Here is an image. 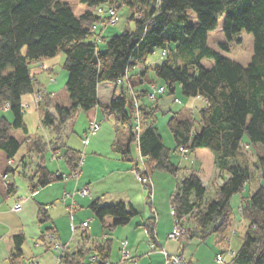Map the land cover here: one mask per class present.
Here are the masks:
<instances>
[{
  "label": "trees",
  "instance_id": "1",
  "mask_svg": "<svg viewBox=\"0 0 264 264\" xmlns=\"http://www.w3.org/2000/svg\"><path fill=\"white\" fill-rule=\"evenodd\" d=\"M82 1L87 9L77 17L69 3L61 0H0V150L12 160L22 142L11 131L22 129L28 133L22 97L38 92L32 63L63 52V67L68 72L65 88L71 104H60L51 93L44 94L38 111L42 124L50 127L56 136L48 141L45 136L37 135L33 149L42 157L49 147L54 151L64 149L63 156L75 171L83 155L64 140L65 125L80 111L99 106L106 116L114 117L117 131L125 130L129 135V144L119 148L125 159L131 153L132 143L137 142L142 156L147 157L144 173L164 171L177 175L180 167L172 161V150L156 125L160 104L144 102L150 89L144 87L142 78L152 70L156 77L144 78L150 85L159 78L166 92L175 94L179 84L183 95L201 96L206 102L199 110L198 120L180 119L178 112H174L168 125L178 148L190 151L206 148L216 152L223 183L216 197L204 204L206 188L195 170L177 184L171 204L184 226L187 221L183 220L194 217L202 238L215 233L219 243H226L234 222L233 196L244 190L256 172L264 180V0H123L131 9L128 20L134 21L135 26L131 28L128 22L122 33L109 38L103 35V26L93 29L102 20L96 10L112 4L119 10L121 1ZM189 10L195 13L197 25L190 21ZM221 17L229 40L242 30L253 34L254 52L248 65L223 56L209 45V33ZM100 42H104L103 48ZM223 46L229 48L227 44ZM157 49L167 53L163 61L152 63L149 56ZM204 58L215 61L212 68L202 65ZM137 67L142 72H131ZM124 78L121 94H114L108 104L102 103L99 85L104 82L119 85V80ZM7 103L13 120L3 114ZM136 104L141 112L139 136L134 124ZM246 134L249 140L244 144ZM23 174L32 191L63 179V174L50 171L45 161L31 172L24 170ZM9 191H15L14 184L9 185ZM90 207L102 222L107 217L113 218L109 229L127 225L139 214L132 204L125 202L104 204L97 199ZM241 213L248 227L232 263L264 264V184L248 199H243ZM38 217L42 224L50 221L46 206L40 205ZM153 219L150 218L146 229L155 238ZM51 230L48 228L46 232ZM189 233L193 234V230ZM13 239L11 259L17 262L23 254L25 236L18 234ZM111 245V240L95 241L90 249L81 250V258L95 251L107 259ZM69 257L64 255L72 264L80 262Z\"/></svg>",
  "mask_w": 264,
  "mask_h": 264
},
{
  "label": "crops",
  "instance_id": "2",
  "mask_svg": "<svg viewBox=\"0 0 264 264\" xmlns=\"http://www.w3.org/2000/svg\"><path fill=\"white\" fill-rule=\"evenodd\" d=\"M101 44L103 42H100V47L103 48ZM54 58H43L34 61L31 65V72L36 79L37 90L44 89L47 93H51L57 101L59 91H56V89L59 85L60 74L57 72V67L54 64ZM32 66L34 67V71L32 70ZM142 70L141 67H137L131 72H142ZM149 71L147 72V79L154 78L150 76ZM146 77L144 76L142 80L145 81V84H149L144 79ZM66 78L68 79V72L64 74L63 80L66 81ZM101 85L102 83L98 87V95L100 101L104 104H108L114 94H121L122 90L120 85L115 84L117 87H120V94H117L115 91L107 94L105 89L102 93L101 88L105 86ZM160 85H163V83ZM146 87V89H149L148 86ZM189 101L187 100V102ZM192 101L194 104L202 106V108L206 104L204 98L200 96L195 97ZM144 102L148 103L149 101L147 98H144ZM22 103L25 108L24 120L28 133L34 139V136L42 135L39 130L43 125L38 111V105L34 102V93L23 95ZM7 112L10 111L8 110ZM82 118L85 121L86 127L84 131L86 135L88 134L90 125L94 121L99 122L101 127L96 133L92 135L88 134L84 142L76 141L73 143L72 141L74 140L66 141L67 144H72L71 146L79 150L84 156V165L78 176L73 177L72 167L63 156L64 149L54 151L51 147L48 149L50 151L52 150L54 158L62 156L65 161L64 164H58L56 167L51 164L52 167H50L47 163V153L43 154L40 163L45 161V165L50 171L69 176L68 179H61L46 187H40L36 191H32L29 180L23 174L24 170L31 172L25 159L23 160L25 164L23 170L20 171L17 169V171H12L11 176L14 180L8 177L9 175L6 172H0L3 177V184L0 187V264H31L32 261L40 264H55L59 254L58 251L49 249L47 244H44V246L35 245L37 241H46L45 235L47 233L46 229L48 228H52V231L56 232L59 242L67 245L65 255H69V260L73 259L74 262L75 260H81V250L86 251L92 247L87 245V241L95 242V239L102 238L103 241L111 240L112 242L109 253L110 257L107 259L112 261L119 260L121 249L124 247H127L131 251L133 258L126 264H165V254L161 248L172 254H183L189 260L190 264H233L232 259L240 249L248 227V222L243 218L241 213L242 202L244 198L248 199L253 192L264 184V180L261 178L259 172H256L255 178L246 184L244 190L241 192L239 216L235 215L233 209L234 222L228 232V241L226 243H219L215 233L208 234L205 239L202 238L201 230L198 226L192 229L193 234L189 233L178 241L172 240L169 238V235L174 229L175 222L171 214V197L177 184L180 182L178 174L172 175L164 171H155L152 174L151 189L149 188L151 193H146V188L142 181H140L137 172V168H140L141 171L146 170L141 164L142 154L137 142H134L136 148H134L133 144L131 145V153L125 159L119 148H125L129 144V135L126 133L124 137L119 138V133L114 130V124H111L110 128L107 129L108 135H103V131L108 125L106 122L109 119L106 118L99 106L89 111H84L83 115L80 113L78 120ZM195 119L198 120L199 118L196 117ZM74 125L75 122L73 123V128H75ZM123 138L124 140H122ZM200 149L203 148L195 149L194 152L200 151ZM12 161V164H15V158ZM174 163L177 162L174 161ZM8 164L10 165L9 168H12L10 161H8ZM201 168H203V165ZM201 168H199L200 170H195L200 172ZM10 184H14L15 191H9ZM82 187H88V195L81 196L77 193L74 199L68 198L65 205L62 204L63 206L60 205L58 207L59 212H57L56 208H53L54 204L59 199L61 200L65 193H73ZM149 194H151V199L149 198ZM97 199L101 200L104 204L117 202L132 204L139 211V214L136 216L137 218L134 220L136 228H133V226L122 229L114 228L110 232L109 227L113 223V218L107 217L104 222L101 221L100 234L97 235V237H100L96 238V231L91 226L93 218H87L88 215L86 212H91L95 215L90 205ZM73 200H75L76 206L73 209L74 219L72 221L69 206L72 205ZM232 200L237 203V196H233ZM17 202H22L23 204L20 212L13 210ZM40 205L46 206L50 217V221L43 224L40 223L38 217ZM168 205L170 206V210H168ZM164 215H169L172 218V223L167 228H163L161 224V218ZM65 216L69 219L67 226L61 220ZM153 217L155 223V239L159 245L157 251L150 249V237L146 229V224ZM109 218L111 223L107 221ZM133 219L130 223H133ZM86 220H89V225L87 228H83L81 224ZM73 223L78 226L75 230L72 228ZM184 223L186 224V222ZM142 232H144V235ZM108 233L109 237L105 238V235ZM18 234L25 236V241L22 245L23 254L17 262H13L11 259V251L14 248L13 236ZM116 244L117 250L114 252V246ZM220 255L224 257V262L222 263L217 260ZM63 264L72 263L64 259Z\"/></svg>",
  "mask_w": 264,
  "mask_h": 264
},
{
  "label": "rangeland",
  "instance_id": "3",
  "mask_svg": "<svg viewBox=\"0 0 264 264\" xmlns=\"http://www.w3.org/2000/svg\"><path fill=\"white\" fill-rule=\"evenodd\" d=\"M61 1L69 3L70 7L72 8L74 14L77 17H80L87 9V5L82 0H61ZM120 1H121V7L119 8L118 14H117V18H118L117 24H114V25L109 24L108 26H105V29L103 28V35L105 34L104 36L107 38H109L113 35L122 33L126 29L128 22H130L131 28H134V26H135L134 21L128 20L130 15H131L130 7L125 3L123 4L122 3L123 0H120ZM188 13H189L190 21L194 25H197L198 22H197V17L195 15V13L192 10H189ZM226 44L229 46L228 49L223 46ZM209 45L212 48H214L215 50L219 51L223 56L230 58L232 60L238 61V62L242 63L243 65H248L252 60V56H253V52H254V37H253V34L247 32L246 30H242L232 40H229L224 33V17H221L218 21L217 27L214 30L210 31V33H209ZM101 46H104V42H103V44H101ZM54 59H55L54 64L57 67V72L60 74L59 85L56 89V91H59L57 101L60 104H64V105L69 104L70 105L71 101L69 99L68 92L65 88V84H66L65 82L67 81V78H66V81L63 80L64 74L67 73V71L63 67L64 61H65V54L62 52L59 55L55 56ZM163 60H164V56L162 55L161 49H157L152 55L149 56V61L152 63L160 62ZM214 63H215V61L211 58H204L202 60V65L205 68H212ZM32 70L34 71L33 66H32ZM149 74L151 77H156L152 70L149 71ZM156 81L158 84L157 83H154L152 85H149L147 83L145 84V87L148 86V88L150 89L149 94H152L153 92L160 90L161 87H163V85H160L163 83V81H161L159 78H156ZM160 82H162V83H160ZM101 86H105V87L101 88L102 93H103V90L105 89L107 94H110L111 92H114V91L117 92V94H120V87H117L115 85V83L104 82V83H102ZM43 91H45V90L43 89ZM161 96H163L162 98H160L161 100H155V101H154V99H152V97L151 98L147 97V100L151 103L152 102L155 103L157 101L160 102V109L156 115V119H157L156 125L158 126V129H159V131H160V133L164 139L166 146L172 150L171 151L172 161L174 160L175 162H177L178 164L177 163L176 164L180 167V171L178 172V177H179L180 181L184 180L186 177H188L193 171H195V169L200 170L199 168H201L203 165V168H201L199 175L202 178L203 185L206 188V194L204 195V198H203V203L206 204L208 201H210L216 197L218 187H219V185H221L223 183V179L219 176V174H220L219 168L215 162L216 157H217L216 152L211 151L210 149H206V148L200 149V151H197V152H194V150L190 151V150H187V149L182 148V147L178 148L177 144H176V140L174 138V135H173V133H172V131L168 125L169 119L174 114V112H178L177 116L180 119H184L187 117L199 118V110L202 108V106L194 104V102L192 100L195 97H187V96L183 95V93L181 91V86L179 84L177 85V91L175 94L165 92L164 95H161ZM187 100H190V101L187 102ZM80 113H81V115H83L84 111H82V112L80 111L74 119L70 120L65 125V131H64L63 137H64V140L67 142L69 140L70 141L74 140V141H72L73 143H75L76 141L84 142L85 139L87 138L88 134L92 135L100 129L99 128L97 131L92 130V127H94V125L96 123L98 125H100V127H101V124L99 122L94 121L90 125L88 134L86 135V133L84 131V128L86 127L84 119L82 118V119L78 120ZM3 114L6 115L10 120H13L10 112L3 111ZM106 118L109 119V121H107V122L104 121V122L108 123V125L104 129L103 135H108L107 129L110 128L111 124H114V126H115L114 130L119 133V138L124 137V134H126V131L125 130L117 131V127H116L114 117L106 116ZM74 122H75V125H74L75 128H73ZM141 130H142V127H141ZM39 132H40V134L45 136L48 141L53 140V138L56 136V133L53 132V130L50 127H45L44 125L41 126ZM11 134L13 136H15L16 138H18L22 142L20 149L18 150L17 154L14 157L15 158V164L11 163L12 169L13 170L18 169L20 171L23 170L25 168L24 163H23V160L25 158V162H26L28 168L31 170H34L38 166V164L40 163L42 155H40V153H38L37 151H35L33 149V141H32V140H34L33 137H30L29 133H25L22 129H13L11 131ZM35 137L36 136H34V138ZM122 140H124V138ZM248 140H249L248 135L246 134L244 136L243 143L246 144V142ZM132 144H133L134 148H136V144L135 143H132ZM68 145L71 146L72 144L69 143ZM248 149L251 150L252 153H254V149L253 150L251 148H248ZM202 150H205V151H202ZM46 153H47L46 158L48 159L47 163L50 167H52L51 164L54 167H56V165L61 164V163L64 164L65 161L62 158V156H60L58 158H56V157L54 158V155L52 154V150L50 151V149L46 150L45 154ZM8 161L9 160L7 159L5 153L2 150H0V172L1 171L6 172L7 175H9L8 177H11V179H12L13 178L11 176L12 171H8V168L10 167V165L8 164ZM141 161H142L141 162L142 167L144 169H146V171H147V167H146L147 158H143V156H142ZM79 168L80 167L78 165V169ZM76 170L73 171V173H75ZM64 176H66V175H63V179H65ZM149 177H150V179H148V180H150L149 182H151V184H152V174L145 173V175L143 177H140V181H142L144 187H146V189H145L146 193L150 191L149 188L151 189V184L145 185L143 179L149 178ZM12 180H14V179H12ZM17 180H18V178H17ZM2 184H3V177H2V174H0V187ZM241 194L242 193H236L234 195V196H237V198H238L237 203H236V201L231 200V205L234 209L235 215H237V216H239V214H240L239 206L241 203V201H240L241 200V198H240ZM146 203L148 204V206H150V204L148 202H146ZM60 205L63 206L60 199H59L58 202H56V204H54V206L53 205H51V206H53V208H56L57 212H59L58 207ZM168 210H170L169 205H168ZM168 210H167V212H168ZM86 214L88 215L87 218H89V217L93 218V222H92L91 226H92L93 230L96 231V238L100 237V236L97 237V235L100 234L99 230H100V226H101L102 222L93 213L86 212ZM136 218L137 217H135L133 219V223L118 226L116 228L122 229V228H128L130 226H133V228H136L134 225V220ZM195 219L196 218L191 217L190 219L187 220L188 230H192L194 227L197 226ZM61 220H62V223L65 226H67V224L69 222L68 217L65 216V217L61 218ZM161 220H162L161 224H162L163 228H167V226L170 225V223H172V218L169 215L168 216L164 215L161 218ZM107 221L109 223H111L110 218ZM75 226H76L75 229L78 228L77 225H75ZM142 234L144 235V232H142ZM99 239H95V241L103 242L102 238H99ZM86 243L89 246L93 245V241H91V242L87 241ZM74 244H75V242H74ZM116 250H117V244L114 246V252H116ZM91 252L92 251L87 252L84 256V259H86V257L89 256V254ZM57 259H58V256L56 258L55 264H57ZM82 260H83V258H81L80 261H82ZM63 262H64V258H63ZM127 262H129V261H126L125 264Z\"/></svg>",
  "mask_w": 264,
  "mask_h": 264
},
{
  "label": "built area",
  "instance_id": "4",
  "mask_svg": "<svg viewBox=\"0 0 264 264\" xmlns=\"http://www.w3.org/2000/svg\"><path fill=\"white\" fill-rule=\"evenodd\" d=\"M96 12L102 17V20L100 21V23L98 25H94L93 29L94 30H98V28L100 26H103V28L105 29V26H108L109 24H117L118 22V18H117V14H118V8L116 4H112L108 7L105 6H99L96 10ZM98 26V27H97ZM167 51H163V55H166ZM126 80V78L119 80V85L123 84L124 81ZM155 87V86H154ZM166 92V88L163 86L161 87L160 90H157L155 92H153L152 94H149L148 97H152V99L157 100L159 98V96L164 95V93ZM45 94V91H38L34 94V102L36 105H38L41 101L42 98ZM138 105L136 104V110H135V118H134V124H135V132L137 134V136L140 135L141 133V112L140 110L137 108ZM10 109V105L7 103L4 106V110L8 111ZM100 128V125H98L97 123L94 125V127H92V130L97 131ZM143 158H147L146 156H143ZM10 162L12 163L13 161L10 160ZM84 165V156H82L80 162H79V169L77 168L76 172L73 173V177L78 176L79 172L81 171L82 166ZM138 175L139 177H143L145 175V173L139 169H137ZM71 177V176H70ZM65 179H68L69 176H64ZM149 178H144L143 181L145 183V185H150L151 182H149L150 180ZM146 188V187H145ZM79 193V195L81 196H86L89 194V189L88 187H82L80 189H77L75 192L73 193H65V195L61 198V203L62 204H66V201L68 198L74 199L75 194ZM76 206V202L75 200H73L72 205L69 206V210H70V216H71V220L73 221L74 219V215H73V209ZM23 208V204L22 202H17L15 204V206L13 207V210L15 212H20ZM155 213V211H153ZM171 214L174 218V229L173 231L170 233L169 238L172 240H181L182 238H184L186 235H188L189 230L186 226L183 225L182 221L179 220L177 218L176 215V209L175 207L171 204ZM89 225V220L85 221L82 223V227L83 228H87ZM75 224H72V228L73 230H75ZM114 230V228H110V232H112ZM109 237V233L105 235V238ZM149 246L150 249L152 251H157L159 249V245L156 242V239L152 237V235L149 233ZM46 241L42 242V241H37L35 243L36 246H44V244H47L49 246V249L51 250H55L58 251V259H57V264H62L63 263V258L65 255V250L67 248V245L62 244L61 242L58 241V236L56 234V232L54 231H49L46 233L45 235ZM161 250H163L164 254H165V264H190L189 260L183 255V254H172L169 253L168 251L164 250L161 248ZM132 257L131 251L127 248L124 247L121 249V256L120 259L117 261H112L110 259H102L99 256L98 252L92 251L89 256L86 257V259L80 261L78 264H125L126 261H130ZM218 262L222 263L224 262V257L222 255L218 256L217 258ZM31 264H40L38 262L32 261Z\"/></svg>",
  "mask_w": 264,
  "mask_h": 264
}]
</instances>
